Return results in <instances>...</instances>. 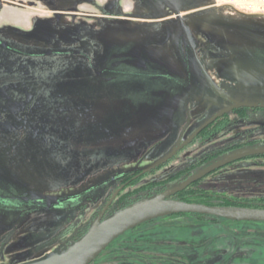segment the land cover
<instances>
[{
    "label": "rangeland",
    "instance_id": "1",
    "mask_svg": "<svg viewBox=\"0 0 264 264\" xmlns=\"http://www.w3.org/2000/svg\"><path fill=\"white\" fill-rule=\"evenodd\" d=\"M169 1L215 88L264 103V12L234 0ZM228 105L205 82L163 0H0V264L72 245L123 181L112 178L164 157ZM258 137L263 111L229 112L131 182L109 213L123 197L155 196L204 156ZM195 188L264 195V159L229 165ZM41 196L68 199L32 205ZM91 264H264V222L157 218Z\"/></svg>",
    "mask_w": 264,
    "mask_h": 264
},
{
    "label": "water",
    "instance_id": "2",
    "mask_svg": "<svg viewBox=\"0 0 264 264\" xmlns=\"http://www.w3.org/2000/svg\"><path fill=\"white\" fill-rule=\"evenodd\" d=\"M173 11L177 20V26L182 38L191 52L201 75L209 86L212 93L226 100L229 105L224 109L212 115L202 126H200L188 139L177 146L172 152L158 160L157 162L142 168V175L159 165L168 161L176 152L187 145L203 128L212 123L215 119L224 114L240 107H261L264 108V103L255 104L250 102H239L224 95L217 90L213 81L205 72L203 66L197 60L196 54L189 40L187 32L182 24L181 13L177 7L169 0H163ZM258 154H264V143L255 144L252 146L241 147L231 151L229 154L223 155L215 161L204 165L198 169L195 174L189 177L185 182L165 190L164 192L152 197L138 200L126 207H123L105 219H102L108 206L115 198L122 186L115 190L111 198L108 200L104 208L100 211L94 223L78 240L58 254L48 256L44 259L27 263V264H91L105 248L116 238L125 232L143 224L147 221L162 218L175 214H200L222 218L235 222H264V208L248 207V206H233V205H207L196 202H186L177 199L168 198L173 193L181 191L191 183L202 178L211 171L226 165L232 161ZM68 197L41 196L31 200L32 205L44 208L60 207L61 204L67 201Z\"/></svg>",
    "mask_w": 264,
    "mask_h": 264
},
{
    "label": "flooded vegetation",
    "instance_id": "3",
    "mask_svg": "<svg viewBox=\"0 0 264 264\" xmlns=\"http://www.w3.org/2000/svg\"><path fill=\"white\" fill-rule=\"evenodd\" d=\"M195 52V51H194ZM191 53V52H190ZM192 55V54H191ZM193 57V56H192ZM197 57V56H196ZM198 60V58H197ZM250 103H255V104H260V103H257V102H250ZM244 110H251V111H263L264 112V108H261V107H240V108H236V109H233L232 111L234 112H240V111H244ZM230 111V112H232ZM229 113V112H228ZM224 114L223 116L215 119L212 123H210L209 125H207L205 128H203L187 145H185L183 148H181L178 152H176V154L171 157L168 161H170L172 158H174L175 156H177L181 151H183L184 149H186L188 146L192 145L194 143V141L197 139L198 136H200L202 133H204L207 129H209L211 126L217 124V122L225 119L226 115L228 114ZM215 114V113H214ZM213 114V115H214ZM209 119V118H208ZM207 119V120H208ZM206 120V121H207ZM205 121V122H206ZM204 122V123H205ZM202 123V124H204ZM202 124L200 126H202ZM199 126V127H200ZM199 127H197L193 132H191L183 141H181L178 145H176L170 152H172L177 146H179L182 142H184L186 139H188ZM264 143V140H262V138H255V139H252L250 140L249 142H244V143H241V144H238V145H234V146H231L230 148H227L225 150H221V151H217V152H213L209 155H206L204 156L203 158H201V160H199L197 163H195L193 166H191L190 168H187L186 170H184L182 173H180L177 177L175 178H172L170 180H168V184H163L161 185L162 188L158 191L157 194H160L162 192H164L165 190H168L170 188H173L183 182H185L189 177H191L193 174H195V172L202 168L204 165H207L213 161H215L216 159L220 158L221 156L223 155H226V154H229L231 151L235 150V149H238V148H241V147H246V146H252V145H255V144H262ZM169 152V153H170ZM168 153V154H169ZM166 154V155H168ZM165 155V156H166ZM164 156V157H165ZM163 158V157H162ZM160 158V159H162ZM159 159V160H160ZM251 159H264V154H258V155H253V156H247V157H244V158H241V159H238V160H235V161H232L226 165H223L213 171H211L210 173L206 174L205 176H203L202 178L198 179L197 181L191 183L190 185H188L187 187H185L184 189H182L181 191H178L176 193H173L172 195H170L168 198H171V199H177V200H180L179 198H185L187 200H189L190 202H196V203H202V204H207V205H233V206H242L240 204H250V205H256V204H264V195L262 194L261 196H253V195H247V194H235V196L233 195H227V194H223V193H217V192H200L198 190H196L195 186L201 181L203 180L205 177L211 175L212 173L214 172H217L219 170H222L223 168L229 166V165H232V164H235V163H239V162H243V161H248V160H251ZM158 161V160H157ZM155 161V162H157ZM168 161H166L165 163H167ZM153 162V163H155ZM151 163V164H153ZM163 163V164H165ZM150 164V165H151ZM163 164L159 165L158 167L162 166ZM149 166V165H148ZM158 167H155L154 169L158 168ZM152 169V170H154ZM150 170V171H152ZM141 169L140 170H137V171H126L124 173H121L117 176H115L114 178H112L113 180H123L122 182L119 183V185L115 188L118 189L122 186V188L119 190V192L117 193V195L115 196V198L112 200V202L110 203V205L108 206L107 210L105 211L102 219H105L107 218L109 215H111L113 212L121 209L120 207H118L117 209H114V211L112 213H109L114 201L118 198V196H120V194L122 193V191L131 183L133 182L134 180H136L137 178L145 175V174H142V175H139L137 176L139 173H140ZM149 171V172H150ZM148 173V172H147ZM259 178H255L254 180H248L249 182H256L258 181ZM114 190V192H115ZM113 192V193H114ZM180 192H183V195L179 196L177 195L178 193ZM112 193V194H113ZM112 194L108 197V199L106 200L105 204L103 205V207L100 209V211L104 208V206L106 205V203L108 202V200L111 198ZM156 194V195H157ZM200 199H204L203 201ZM196 200V201H194ZM183 201V200H181ZM209 201H213L212 203L209 202ZM187 202V201H186ZM248 207H251V206H248ZM100 213V212H99ZM99 215V214H98ZM175 215H185V214H175ZM172 216V215H170ZM207 216V215H205ZM167 217V216H165ZM164 218V217H162ZM157 219V218H156ZM155 219L153 220H150V221H147L145 223H148V222H151V221H154ZM142 225V224H140ZM139 225V226H140ZM138 228L135 227L131 230H134ZM84 234V233H83ZM82 234V235H83ZM120 237V236H119ZM118 237V238H119ZM79 238V237H78ZM118 238H116L114 241H116ZM77 240V239H76ZM114 241H112L106 248L105 250L111 246L112 243H114ZM102 253V252H101Z\"/></svg>",
    "mask_w": 264,
    "mask_h": 264
},
{
    "label": "trees",
    "instance_id": "4",
    "mask_svg": "<svg viewBox=\"0 0 264 264\" xmlns=\"http://www.w3.org/2000/svg\"><path fill=\"white\" fill-rule=\"evenodd\" d=\"M177 195L181 196V195H183V192H180ZM179 199L183 200V201L190 202L189 200H187L185 198H179ZM138 200H141V198L132 199V198L123 197V199L121 200L122 203L120 204V208L126 207V206H128V205H130V204H132V203H134V202H136ZM194 201H196V200H194ZM240 205L264 208V204H256V205L240 204ZM185 215H189V214H185ZM190 215H193V216H195L196 218H199V219L209 220V221L218 222V223L221 222V221H229V220H225V219L218 218V217H213V216H205V215H200V214H190Z\"/></svg>",
    "mask_w": 264,
    "mask_h": 264
},
{
    "label": "built area",
    "instance_id": "5",
    "mask_svg": "<svg viewBox=\"0 0 264 264\" xmlns=\"http://www.w3.org/2000/svg\"><path fill=\"white\" fill-rule=\"evenodd\" d=\"M234 1H235L234 4H237L241 8L244 7V8H248L250 11L264 12V0H234Z\"/></svg>",
    "mask_w": 264,
    "mask_h": 264
}]
</instances>
